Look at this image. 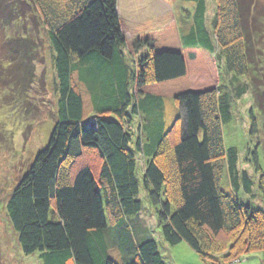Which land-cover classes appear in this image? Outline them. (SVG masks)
I'll list each match as a JSON object with an SVG mask.
<instances>
[{
    "label": "trees",
    "instance_id": "1",
    "mask_svg": "<svg viewBox=\"0 0 264 264\" xmlns=\"http://www.w3.org/2000/svg\"><path fill=\"white\" fill-rule=\"evenodd\" d=\"M184 1L195 4L188 22L175 23L168 14L131 41L119 20L118 0L41 1L59 99L49 144L6 206L23 255L36 254L42 264H118L113 248L119 255L126 250L124 227L143 207L132 137L123 124L130 121L131 108L148 124L142 99L155 100L154 95L173 98L185 111L179 117L185 119L184 129L178 130L176 119L177 125L161 139L147 135L146 147L141 142L136 146L151 159L145 180L165 241L171 246L186 243L208 264H219V254H225L226 262L264 251V211L245 205L235 194L240 172L246 194L252 182L248 172L238 169V150L224 142L223 126L233 119L232 98L221 92L219 63L239 82L237 96L254 87L264 112V52L258 58L254 52L256 37L264 36V14H252L258 0H215L213 17L208 0ZM131 53L139 61L132 64ZM9 63L11 78L18 60ZM25 65H20L17 86L34 78V69ZM89 112L95 115V129L87 126ZM255 131L252 122L250 135ZM170 137H178L172 150L179 198L172 200L166 192L163 201L167 176L158 163ZM84 153L101 162L98 174L84 164ZM225 169L234 194L222 189ZM133 254L136 261L126 264H166L154 240L136 245Z\"/></svg>",
    "mask_w": 264,
    "mask_h": 264
},
{
    "label": "rangeland",
    "instance_id": "2",
    "mask_svg": "<svg viewBox=\"0 0 264 264\" xmlns=\"http://www.w3.org/2000/svg\"><path fill=\"white\" fill-rule=\"evenodd\" d=\"M41 1L0 0V264H42L36 254L28 257L23 255L6 209L9 198L28 173L37 154L48 146L57 122L59 90L54 68V50L48 35V25L44 21L45 9L40 6ZM207 4V12L213 17L218 4L215 0H208ZM194 11L195 4L184 0H118L119 20L129 41L142 36L147 31L145 26L155 19L170 14L176 22L183 25ZM252 14L257 17L264 14V0H258ZM155 29L157 28L153 27ZM255 42L254 52L258 58L264 52V36L256 37ZM28 56L33 59H27ZM127 57L132 64L139 61L137 54L131 53ZM262 58L264 60V56ZM12 59L18 60V63L13 68V76L9 78L7 69L11 67L9 61ZM22 63L26 64L25 67L31 65L34 78L25 86H17L16 82L22 81L21 74L18 73ZM219 63L221 92L227 91L232 98L233 119L223 126L224 142L227 148L235 147L238 150V169L248 172L252 182L251 192L246 194L240 172V187L235 194L245 205L264 211V112L259 110L256 103L254 87L249 85L252 90L244 96H237L235 88L239 82H233V75L225 70L224 63ZM263 66L264 64L261 68ZM241 80L242 83L246 82L245 79ZM76 87L78 91H82L77 78ZM155 96V100L148 97L142 99L148 124L143 116H134L132 108L129 110L130 121L126 119L123 124L132 137L131 148L136 154L138 165L136 178L142 191L139 199L143 207L138 215L127 220L124 227L126 250L119 255L116 247L113 248L114 261L118 264L136 261V258L131 259L134 257L135 246L154 240L166 264H208L186 243L171 246L165 241L159 223V209L150 199L148 188L151 186L146 184L145 170L151 159L144 153L139 154L136 146L141 142V146L145 148L149 139L147 135L161 139L174 124L177 125V120L179 131L185 126L184 117L179 118L185 112L180 103L173 98ZM84 98L89 105L88 96L84 95ZM91 116L95 115L91 112L86 115V119L90 117L87 121L91 126L86 124L88 128L95 129L92 125H96V120ZM252 122L256 123L255 135H250ZM177 140L178 137L168 138L163 153L159 156L158 164L167 176L163 201L168 199L166 192H169L172 200L179 198L172 150L173 143ZM254 155L257 157L255 166ZM82 159L85 165L91 166L95 174H98L101 162L94 154L84 153ZM221 183L226 193L235 192L226 169ZM216 258L219 264H264V251L240 255L238 259L233 256L226 262L225 254H219Z\"/></svg>",
    "mask_w": 264,
    "mask_h": 264
},
{
    "label": "built area",
    "instance_id": "3",
    "mask_svg": "<svg viewBox=\"0 0 264 264\" xmlns=\"http://www.w3.org/2000/svg\"><path fill=\"white\" fill-rule=\"evenodd\" d=\"M94 122L96 123V121H94ZM94 127H96V125Z\"/></svg>",
    "mask_w": 264,
    "mask_h": 264
},
{
    "label": "crops",
    "instance_id": "4",
    "mask_svg": "<svg viewBox=\"0 0 264 264\" xmlns=\"http://www.w3.org/2000/svg\"><path fill=\"white\" fill-rule=\"evenodd\" d=\"M173 21H175L174 19H173ZM175 23H176V21H175ZM178 23V22H177Z\"/></svg>",
    "mask_w": 264,
    "mask_h": 264
},
{
    "label": "water",
    "instance_id": "5",
    "mask_svg": "<svg viewBox=\"0 0 264 264\" xmlns=\"http://www.w3.org/2000/svg\"><path fill=\"white\" fill-rule=\"evenodd\" d=\"M90 125V124H89ZM92 126H95V124L94 125H92Z\"/></svg>",
    "mask_w": 264,
    "mask_h": 264
},
{
    "label": "clouds",
    "instance_id": "6",
    "mask_svg": "<svg viewBox=\"0 0 264 264\" xmlns=\"http://www.w3.org/2000/svg\"><path fill=\"white\" fill-rule=\"evenodd\" d=\"M89 125V124H88ZM89 126H91V125H89Z\"/></svg>",
    "mask_w": 264,
    "mask_h": 264
}]
</instances>
